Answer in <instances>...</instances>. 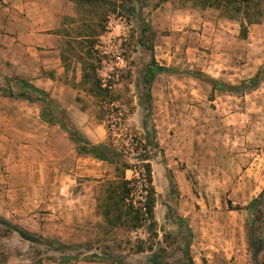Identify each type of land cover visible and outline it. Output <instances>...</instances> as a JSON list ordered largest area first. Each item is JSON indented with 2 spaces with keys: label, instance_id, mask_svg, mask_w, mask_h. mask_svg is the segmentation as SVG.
I'll use <instances>...</instances> for the list:
<instances>
[{
  "label": "rangeland",
  "instance_id": "obj_1",
  "mask_svg": "<svg viewBox=\"0 0 264 264\" xmlns=\"http://www.w3.org/2000/svg\"><path fill=\"white\" fill-rule=\"evenodd\" d=\"M229 15L203 0L76 4L58 29L61 72L37 84L52 99L53 123L41 103L7 96V87L20 93L24 75L0 61V264L261 261L264 17L243 38ZM152 59L169 71L148 84ZM60 123L89 144L133 148L124 158L132 167L146 135L158 143L145 161L152 218L105 226L114 164L78 152ZM15 225L63 246L26 240Z\"/></svg>",
  "mask_w": 264,
  "mask_h": 264
},
{
  "label": "trees",
  "instance_id": "obj_2",
  "mask_svg": "<svg viewBox=\"0 0 264 264\" xmlns=\"http://www.w3.org/2000/svg\"><path fill=\"white\" fill-rule=\"evenodd\" d=\"M74 3H93L94 0H72ZM203 4L216 7L226 11L231 18H237L240 25V36L245 38L248 33V26L253 23H259L264 17V0H203ZM152 67L148 69L149 82L154 78L155 73L168 72L169 68L160 66L154 59L151 60ZM20 93L14 94L11 88L7 87V96L24 98L30 102H39L42 105L41 117L50 123L55 121L54 114L51 109L52 99L49 93L36 85L28 82L23 78L18 80ZM255 82V79H252ZM8 81H6V85ZM8 86V85H7ZM100 90L101 85L98 82ZM150 89H147V115L143 118L142 128L149 134L147 127V117L150 113ZM45 109V111H44ZM61 127L68 133L71 141L73 142L75 149L80 153L91 154L98 160L106 161L114 164L115 167V179L108 180L105 186V199L101 207L102 215L105 219V226L110 228L118 226H128L129 228L138 227L141 221L147 218L153 217V206H154V188L152 185V177L150 164L145 162L147 148H157L158 143L146 135L145 139L147 144H143L140 151L136 149L141 163H137L135 167L128 163L124 158L127 154H130L133 148L124 147L121 148L114 145L99 143L89 144L83 139L78 132L74 129L66 127L60 123ZM109 130V129H108ZM154 134V133H153ZM144 161V163H142ZM130 169L134 171V176L130 179L126 178L125 171ZM254 200L250 202L252 203ZM7 222L5 219H2ZM15 230L20 237L40 244H45L48 247L57 250L63 244L51 238H46L35 233H30L28 230L15 225ZM258 244L262 251V258L258 264H264V239H258ZM75 246V245H72ZM91 260V259H90Z\"/></svg>",
  "mask_w": 264,
  "mask_h": 264
},
{
  "label": "crops",
  "instance_id": "obj_3",
  "mask_svg": "<svg viewBox=\"0 0 264 264\" xmlns=\"http://www.w3.org/2000/svg\"><path fill=\"white\" fill-rule=\"evenodd\" d=\"M75 5L72 0H0V61L37 87L52 83L62 68L58 29L64 16H74ZM35 69L53 71L38 75Z\"/></svg>",
  "mask_w": 264,
  "mask_h": 264
}]
</instances>
